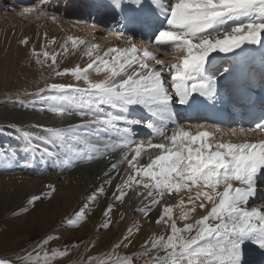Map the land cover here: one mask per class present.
I'll return each instance as SVG.
<instances>
[{"label":"snow or ice","instance_id":"snow-or-ice-1","mask_svg":"<svg viewBox=\"0 0 264 264\" xmlns=\"http://www.w3.org/2000/svg\"><path fill=\"white\" fill-rule=\"evenodd\" d=\"M48 4L49 0H40L34 7H24L20 15L35 14L37 19L55 22L59 13L49 16ZM107 10L127 47L101 50L96 43L68 36L60 46L63 52H69V42L72 50L84 46L88 63L53 70L55 76L70 74L77 83H46L34 93H25L34 97L31 104L47 105L42 110L80 118V123L66 127L36 125L44 134L23 132L26 146L35 145L43 156L69 167L99 153L109 160L107 184L112 182L110 172L119 174L120 165L127 163L126 176L121 177L111 193L114 200L104 209L101 229L110 227L116 202L122 203L136 187L142 189L137 195L147 201L142 210L145 218L161 205L155 224L162 230L144 240L139 255L124 251L135 242L133 228H129L109 251L89 256L86 264H137L141 258H145L144 264H249L246 246L253 245L264 254V206L249 207L258 183H264V138L225 140L224 129L216 124H196L195 132L177 126L169 134L167 122L175 123L176 104L191 107L201 103L200 98L217 102L218 78L231 71L219 67L213 71L217 60L213 53L230 54L231 65L243 67L253 55V49L246 46L264 49V0H109ZM136 35L160 51L176 53L175 61L166 63L149 48H139ZM19 43L28 45L29 38L25 36ZM50 43H55V37ZM31 52L37 64L50 59V68L61 54L37 52L34 47ZM90 70L103 73V78L93 80ZM136 107L148 115L133 117ZM256 119L259 122L253 127L234 129L231 135L264 133V111ZM137 126L151 130L153 135L146 143L134 139ZM65 148L72 157L62 151ZM149 149L155 151H148V162L142 163V154ZM117 150L114 159L112 153ZM7 157L5 149L3 158ZM46 187L55 191L54 186ZM182 192L187 193L186 200L181 196L175 204L164 201L165 195ZM104 194L105 188L100 186L91 202ZM40 198L33 196L29 203ZM174 208L180 210L178 217ZM197 209L206 214L197 217ZM178 219L183 227L178 226ZM140 230L135 226L136 232ZM50 239H42L15 259L0 258V264H50L68 254L67 245L62 251H49Z\"/></svg>","mask_w":264,"mask_h":264},{"label":"bare ground","instance_id":"bare-ground-1","mask_svg":"<svg viewBox=\"0 0 264 264\" xmlns=\"http://www.w3.org/2000/svg\"><path fill=\"white\" fill-rule=\"evenodd\" d=\"M39 2L40 0H0V96L6 95L8 104H12L10 107L5 106L7 110H0V222L9 219L17 222L19 227L17 229L23 232L22 237L24 239L22 240L25 241L41 238L45 232L51 233L52 239L47 245L49 251L75 244L87 238L89 234L99 238L100 243L92 249L98 251L108 245L112 247L115 238H117L116 240L122 238L127 234L129 228H133L134 246H130L126 250L137 252L139 255L138 250L144 240L150 234L162 230L160 226L155 224V220L161 211V205L153 207L150 215L145 218L142 210L146 207L147 201L144 197L137 195L142 189L136 187L128 192L122 203L116 202L110 227L100 228L104 221V209L109 202L114 200L111 193L115 186L121 182V177L126 176L127 163L120 165L119 174L115 171L110 172L112 182L107 184L105 181L109 177L105 175V172H109V160L99 153H96L92 159H82L76 165L69 167L61 161H53L43 156L42 152L35 150V145L26 146L23 136L19 135L25 131H38L44 134L36 125L66 127L69 124L80 123V118L76 115L61 117L50 111L42 110V107L46 108L47 105L39 108L41 104H35L37 107L28 108L25 107V104L18 106L13 103L17 102L18 99L23 103L34 99L32 95L25 93H34L39 88L45 87L46 83H77L70 74L55 76L53 70L63 71L77 65L84 67L88 63V58L83 55L84 46L72 50L71 42H69V52H63L60 46L68 36L79 37L96 43L101 50L112 46L127 47L126 41L117 35L115 25L112 22L113 18L108 13L109 0H49V16L59 13L55 22L46 17L37 19L35 14L31 16L20 15V10L24 7H34ZM13 8L17 11H13ZM45 33H47V38H45ZM25 36L29 38L28 45L19 43ZM53 37H55V43H50ZM135 42L141 49L149 48L166 63L175 61L176 53L170 50L167 52L160 51L145 38L136 35ZM33 47L37 52L47 50L61 53L57 57V64L52 68L48 67L51 65L50 59L44 65L37 64L36 58L32 56L31 52ZM212 55L217 57L212 68L213 71L220 67L219 63L224 57L227 61L230 59V54L225 56V54L213 53ZM40 59H44L42 55ZM90 74L93 80L103 78V73L96 74L90 70ZM165 75L166 79L170 81L167 73ZM258 78L256 75L255 79L258 80ZM224 81L225 77H219L217 82V85L221 84L222 94L227 90ZM80 84L82 85L83 82L81 81ZM217 102L224 104V101L220 100V95ZM228 105L234 107V103ZM188 109L189 106L187 105H174L175 123L167 122L169 134L177 126L185 129L191 128L195 132L194 126L196 124H208L203 119L187 116ZM131 115L140 117L148 115V113L142 107H136ZM235 118L236 116L232 114L223 124L218 125L224 129L223 139L239 142L244 139L258 140L264 138V135L259 133L232 136V130H239ZM237 121H242L241 117H238ZM152 135L151 130L137 126L134 139L137 142L146 143ZM153 142L158 141L153 140ZM5 149L8 153L7 159L3 158ZM62 151L68 152V157H72V153L68 149H62ZM148 151L154 152L155 150H146L141 157L142 163L148 162ZM118 154L119 150L112 153L113 158H117ZM48 185L54 186L55 191L46 187ZM100 186L105 188V194L99 195L93 203L90 198ZM257 188V195L250 201L249 207L264 206V183H258ZM33 196L41 198L34 204L29 203ZM181 196L185 200L187 199V193L182 192L180 194L173 193L171 197L165 195L164 201L175 204ZM186 206L190 207V205ZM85 209H87L86 215ZM50 214L58 219L72 217L71 221L75 224L69 225L70 222L67 227H63L59 223L48 224L45 220ZM204 214L206 212L197 209V217ZM179 215V208H174V216L178 217ZM183 223V221L177 220L178 226L183 227ZM135 226H139L141 230L136 232ZM81 250L87 251L84 244ZM245 258L249 264H264V254L253 245L246 246Z\"/></svg>","mask_w":264,"mask_h":264},{"label":"rangeland","instance_id":"rangeland-1","mask_svg":"<svg viewBox=\"0 0 264 264\" xmlns=\"http://www.w3.org/2000/svg\"><path fill=\"white\" fill-rule=\"evenodd\" d=\"M33 1H35V0H33ZM5 96L4 95L3 96H0V110H7L5 106H8V107L12 106V104H8L9 103L8 102V98H6ZM18 101H20V100L18 99L17 102H13V103H16L18 106H22V104L20 103L22 101H20V102H18ZM31 101H33V99H31L30 101L24 102L23 104H25V107H28V108L34 107V106L37 107L36 105L31 104L30 103ZM41 107H42V105L39 106V108H41ZM31 133H34L36 135H43L42 133H40L38 131H32ZM19 135L20 136H23V133H20ZM45 222H47L48 224H50V223H59V225H61L63 227H67V225L70 222L71 223L69 225H74L75 224V222L73 223L71 220L69 221L68 218H66V219L65 218H62V219L59 218L58 219V218H55L51 214H50L49 217H47V219L45 220ZM17 228L19 229L18 223L15 222V221H13V219H11V221L9 219V220H4V221L0 222V258H12V259H15L18 254H22L25 250H31L42 239H44L46 237H51V239H52V234L51 233H48L47 234L45 232L43 234V237H41V238L30 239L31 242L29 240L25 241V240H22V239H24L22 237L23 232L20 231V230H18ZM10 234H11V236H10ZM16 236H17V238H16ZM116 239L117 238H115V240H114L115 242L117 241ZM99 241L100 240H99L98 237H93V236H91L89 234V236H87V238L78 241L79 243L77 242L75 244L67 245L68 246V254L66 256H64V257H56L55 259H53V260L50 261V264H86L87 258L89 256L96 257L99 254L104 253V252H107V251H109L112 248L111 246L108 245L105 248H101L98 251L92 250L93 247H96L98 245V243H100ZM85 242L87 244L86 246H85ZM5 243H6L7 247H6ZM25 243H26V245H25ZM81 243L84 244V247H86L87 251L84 252V251L81 250L83 248V244H81ZM3 245H4L5 248L3 247ZM18 245L19 246L21 245V247H19ZM79 246H81V247H79ZM64 247H61L59 250H61V251L64 250ZM47 249H49L48 246H47ZM5 251H6L7 254L5 253ZM124 251H126L128 254H131L132 253V252H129L128 250H124ZM14 252H15V254H14ZM84 253H86V254H84ZM8 255H11V256H8ZM144 259L145 258L139 259L137 261V264H144Z\"/></svg>","mask_w":264,"mask_h":264}]
</instances>
